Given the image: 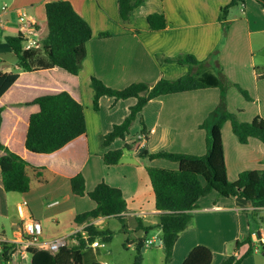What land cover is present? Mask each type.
<instances>
[{
	"label": "crops",
	"instance_id": "crops-1",
	"mask_svg": "<svg viewBox=\"0 0 264 264\" xmlns=\"http://www.w3.org/2000/svg\"><path fill=\"white\" fill-rule=\"evenodd\" d=\"M61 0H0V71L12 73L19 70L17 55L6 38L20 33L17 10L26 9L35 21L46 19V5ZM91 26L93 39L87 44V56L77 76L63 69H39L21 72L18 81L0 99L2 124L0 141L10 151L19 155L42 172L38 180L30 170L32 188L28 193H9L4 190L0 170V215L14 202L12 236L5 229L0 234L11 242L23 238L22 225L36 220L46 227L41 240L49 241L67 236L76 228V217L95 209L96 204L88 195L77 196L72 191L71 180L82 175L87 193L99 184L122 191L127 211L122 214L125 223L115 218H100L92 222L98 230L108 231L107 239H97L84 250V262L92 264H122L117 259L114 243L120 238V248L136 256L138 241L145 239L142 264H182L188 254L198 246L213 252L212 264H222L232 255H242L248 248L236 249L251 233L255 252L242 264H264V252L260 235L264 236V208H255L250 201L209 194L198 201L190 226L184 231L174 248L173 258L165 262L159 212L148 174V167L177 170L178 163L164 159L150 161L142 158L144 151L150 154L169 152L192 156L207 153V137L216 124V112L228 111L242 122L257 117L264 119V8L256 0H245L229 9L221 20L224 8L232 0H146L137 8L130 22L123 23L119 16L117 0H63ZM7 5L6 11L3 10ZM161 14L167 27L160 32L150 30L148 17ZM110 37L100 39L99 35ZM42 55V54H41ZM40 54L38 58L45 60ZM157 55L176 57L192 55L201 64L193 68L195 74H213L222 83L193 92L172 94L157 98L144 108L133 123L130 133L117 139L110 146L101 145V137L109 134L115 125L124 122L136 99L116 101L103 97L99 110L94 109V91L91 78L96 77L112 89L123 90L134 83L150 85L160 79L176 80L189 73V68L178 64L160 63ZM240 90L246 91L249 99ZM69 93L83 105L87 121V134L50 155L33 154L25 146L29 120L39 111L38 105H28L35 99ZM24 108V110H23ZM147 131L146 135L142 130ZM145 135L146 139H141ZM228 179L236 182L244 171L264 170V144L250 139L241 144L230 123L222 129ZM125 149L121 161L107 166L104 154ZM4 153L0 151V157ZM5 191V192H2ZM6 193V194H5ZM5 216V215H4ZM258 219L260 225L253 222ZM111 221L120 224H112ZM139 222L153 228L139 231ZM56 226L54 231L48 230ZM125 227V228H124ZM87 238L81 231L77 235ZM264 238V237H263ZM150 241H154L150 244ZM95 244H97L95 246ZM78 245H71L76 246ZM21 247H16L9 264L31 263V256L21 257ZM102 249H107L103 252ZM262 257L263 260H260ZM110 260V261H109ZM112 262V263H111Z\"/></svg>",
	"mask_w": 264,
	"mask_h": 264
},
{
	"label": "trees",
	"instance_id": "trees-1",
	"mask_svg": "<svg viewBox=\"0 0 264 264\" xmlns=\"http://www.w3.org/2000/svg\"><path fill=\"white\" fill-rule=\"evenodd\" d=\"M146 0H117L119 16L123 23L131 20L133 12ZM245 0H232L229 6L221 13L224 20L230 8ZM264 8V0H256ZM151 31L160 32L166 29L167 21L161 14H152L147 19ZM38 48L26 50L23 36H8L6 41L12 51L17 55L19 70L12 73L0 71V99L18 81L21 72H32L39 69L60 68L71 75L77 76L87 56V44L93 39V31L89 23L77 13L68 1H56L46 5V19L35 21ZM110 37L109 33L99 35L100 39ZM43 53L45 60L38 58ZM160 63L178 64L189 68V73L176 80L160 79L155 84L144 82L134 83L123 90H116L105 85L96 77L91 78V87L94 91V109L99 110L100 100L103 97L114 98L116 101L136 99L137 103L130 109V114L123 123L115 125L113 130L101 137L103 147L110 146L117 139H125L130 129L151 101L162 96L193 92L222 86L221 81L213 74H195L193 68L201 62L192 55L165 57L157 55ZM241 93L249 99L246 91ZM28 105H38L39 111L32 114L26 136L25 146L28 151L38 155H50L58 152L69 143L87 134V121L82 104L76 101L69 93L61 92L55 95L41 96ZM0 109V127L2 124ZM216 124L209 131L207 137V153L204 156L173 154L159 152L150 154L141 153V157L150 161L164 159L179 164L177 170L148 167L152 187L155 194L156 210L159 214L161 231L160 239L165 251V262L169 263L174 254L175 245L180 235L188 229L192 222L193 211L198 201L209 194L217 193L220 197L239 198L250 201L257 208H264V170L244 171L236 182L228 179L225 161L222 129L230 123L238 141L245 145L250 139H258L264 144V119L257 117L251 122H242L238 116L228 111L215 113ZM147 131L142 130L146 135ZM125 149L104 154L103 161L107 166L117 165ZM0 170L4 190L7 193H28L32 188L29 172L32 170L35 177L40 180L42 172L34 168L16 153L10 151L0 141ZM264 163V160H263ZM72 191L75 195L88 197L96 204L94 210L76 217V224H87L85 233L87 238L79 235L78 245L62 248L58 253L52 254L36 248L29 249L31 264H85L84 250L97 239H107L110 233L100 231L92 224L100 218L115 217L122 224L125 220L122 214L127 211V204L120 189L106 183L99 184L92 192L87 193L85 179L78 175L71 180ZM125 228V227H124ZM153 228L144 226L139 222V231L150 232ZM236 244L240 250L247 245V250L240 255H232L222 264H242L243 261L255 252V243L252 235ZM145 239L138 241L136 256L133 264L143 263ZM6 257L11 246L5 245ZM11 259V257H7ZM214 259L211 249L205 246L194 248L182 264H212ZM92 264H102L95 262Z\"/></svg>",
	"mask_w": 264,
	"mask_h": 264
},
{
	"label": "built area",
	"instance_id": "built-area-1",
	"mask_svg": "<svg viewBox=\"0 0 264 264\" xmlns=\"http://www.w3.org/2000/svg\"><path fill=\"white\" fill-rule=\"evenodd\" d=\"M8 8L7 5L4 6L3 10L6 11ZM17 23L19 26L20 34L24 39V48L26 50H36L38 48V41L36 38V30L34 28L35 19L28 13L26 9L17 10ZM141 139H146L145 135L141 136ZM85 229L76 228L69 235L57 238L55 240L43 241L41 237L43 236V227L39 221L29 220L24 222L22 225L23 238L18 242H11L0 234V264H9L15 253L18 251L15 250L16 247H21L20 250L21 257L25 259L29 255V249L36 248L38 250H43L50 252L52 254L58 253L62 248L71 247L78 242L76 241L77 235ZM252 237L258 240V234L254 232ZM264 236L260 235V240L262 244L264 243ZM79 241V237H78ZM150 244H153L154 241H150ZM160 245L163 246V242L159 238ZM5 245L11 246L9 253L6 257ZM238 256V255H236ZM108 264V263H105Z\"/></svg>",
	"mask_w": 264,
	"mask_h": 264
},
{
	"label": "rangeland",
	"instance_id": "rangeland-1",
	"mask_svg": "<svg viewBox=\"0 0 264 264\" xmlns=\"http://www.w3.org/2000/svg\"><path fill=\"white\" fill-rule=\"evenodd\" d=\"M41 56H43L44 58H45V56H44V54L43 53H39ZM23 110H24V108H23ZM2 192H5V191H2ZM6 194V193H5ZM7 195L9 196L8 198V200H10V196H12L11 194H9V193H7ZM1 202V201H0ZM14 202H13V204L11 205V202L9 201V210L10 211H5V210H2V213H4V215H0V230H3V229H5L6 231H7V234L9 235V236H12L13 234H12V231H13V228H12V226H11V223L13 222V216H14V213H15V210L13 209L14 208ZM112 224H117V225H119L120 223L119 222H116V221H111V225ZM253 224H254V226L255 227H257V226H259L260 225V222H259V220L258 219H255V221L253 222ZM55 225L54 226H51V227H49L48 228V230L50 231V232H52V231H54V229H55ZM43 230H44V232H45V234H47V232H46V227L45 226H43ZM120 238H118V239H116V242L114 243V248H115V250H116V256H118V258L117 259H120V261H122V262H125V263H122V264H131L132 262H133V257H132V253H129V252H124L121 248H120ZM97 244H95V246H96ZM103 250V252L104 251H106L107 249H102ZM259 259L260 260H263L262 259V257H259ZM27 260V264H31V263H29V261H28V259H26ZM110 261V260H109ZM112 263V262H111ZM85 264H87V262L85 261Z\"/></svg>",
	"mask_w": 264,
	"mask_h": 264
},
{
	"label": "water",
	"instance_id": "water-1",
	"mask_svg": "<svg viewBox=\"0 0 264 264\" xmlns=\"http://www.w3.org/2000/svg\"><path fill=\"white\" fill-rule=\"evenodd\" d=\"M262 245H263V252H264V243Z\"/></svg>",
	"mask_w": 264,
	"mask_h": 264
}]
</instances>
